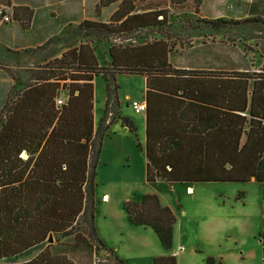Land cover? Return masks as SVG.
<instances>
[{"label":"trees","instance_id":"obj_1","mask_svg":"<svg viewBox=\"0 0 264 264\" xmlns=\"http://www.w3.org/2000/svg\"><path fill=\"white\" fill-rule=\"evenodd\" d=\"M191 1L194 21L179 16L172 22L174 9H183L189 0H99L97 17L117 3L107 21L84 19L65 34L23 51L37 53L62 42L68 48L60 56H43L42 67L26 74L0 65L21 84L19 90L8 92L0 109V259H15L56 234V238H73L76 248L91 253H96L94 247L102 248L112 255L114 264H126L116 250L103 243L95 224V179L102 144L111 125L120 120L147 158L148 182L161 178L188 186L261 183L259 240L264 264V62L256 71H211L177 68L170 61L177 46H193L204 29L219 31L261 19L204 17L200 13L203 0ZM3 2L11 4L0 0ZM32 17L33 10L27 6L13 8L12 18L23 29L30 28ZM91 35L120 40L109 42V66L100 64L89 42ZM132 36H139L141 42L122 43ZM118 74L146 79L144 146L134 122L113 107L119 105ZM97 76L105 82L107 98L96 122ZM61 94L65 103L58 106L56 99ZM110 111L112 117L108 118ZM123 207L129 222L150 226L167 252L154 257V264H177L170 253L176 223L173 210L154 193L126 200ZM214 262L210 257L206 264ZM21 264L75 263L66 255L51 256L47 246Z\"/></svg>","mask_w":264,"mask_h":264},{"label":"rangeland","instance_id":"obj_2","mask_svg":"<svg viewBox=\"0 0 264 264\" xmlns=\"http://www.w3.org/2000/svg\"><path fill=\"white\" fill-rule=\"evenodd\" d=\"M9 1L12 3L11 0ZM3 3H0V7L11 16L9 10L11 4ZM45 4L46 6L40 7L35 28L29 32L19 31L18 33L19 43L27 44L29 48L5 50L0 47V65L8 66L14 72L23 74L40 69L44 63L43 56H47V59L60 56L68 46L62 42H56L52 43L48 49L37 53L23 52L25 49H36L50 37L65 34V29L70 22L69 29L76 26L77 24L72 22L80 18L95 17V0H48ZM185 6L183 9H174L172 22L177 21L179 16L181 20L183 18L194 21L196 15L190 11L194 6L193 2L189 0ZM108 12L109 9H106L103 17H107ZM200 13L208 18L226 17L242 20L248 17H259L261 21L231 25L219 31L204 29L201 37L194 38L193 46H177L173 51L171 64L174 67L211 71H256L262 66L264 62V0H203ZM0 20L10 21H4L1 18ZM7 34V28L0 26V35ZM132 37V40L125 39L122 43L141 42L139 36ZM79 40L85 41V38L80 37ZM119 41L115 37L106 40L101 36H89V42L95 48L99 62L103 66L110 65V57L107 53L109 42ZM121 78L124 83L118 88L120 97L123 98L127 92L142 99L145 88L143 77L122 75ZM2 85L3 83H0V86ZM94 87V106L97 108L98 116H102L103 111L101 113L100 108L106 92L102 77H97ZM20 88L21 84L18 80L12 84L9 91L15 92ZM113 107L118 109L116 104ZM138 115V128L142 138L144 127L141 114ZM110 117H112V111L109 112L108 118ZM106 168L101 155L95 179L94 197L95 224L99 237L107 247L116 250L126 264H154L153 254L166 252L157 234L150 226L131 224L123 207L126 200H137L132 199L133 195L146 185L142 184L138 175H135L136 179L125 178L124 169L120 167L110 179L107 177ZM153 186L154 194H159L160 199L171 202L176 211H178L177 205L181 204L186 211V214L180 217L181 220H185L182 228L180 229L181 223L177 218L175 223V230H179L178 238L184 244V247L179 250L177 264H206L210 257L214 258V264H262V245L259 240L262 228L261 183L256 181L201 182L192 185L195 191L192 186L175 184L176 192L168 182H156ZM105 193L109 194V199L108 197L106 199ZM177 194L180 203H176ZM142 195L138 197L141 198ZM83 234L90 236L88 230H83ZM56 237V234L52 235V242ZM67 241H73V238L69 237ZM54 247L55 250H59L57 246ZM92 250L96 252V258L93 260L95 264L97 262L114 264L112 255L104 249L94 247ZM85 251L86 249H82L81 246L74 248L72 249L73 257L81 263ZM87 253H91L90 250L85 252L89 256ZM162 255L164 254L161 253L158 256Z\"/></svg>","mask_w":264,"mask_h":264},{"label":"crops","instance_id":"obj_3","mask_svg":"<svg viewBox=\"0 0 264 264\" xmlns=\"http://www.w3.org/2000/svg\"><path fill=\"white\" fill-rule=\"evenodd\" d=\"M46 1H48V0H11L12 3H11V7L9 9L10 13H11V20L9 22H3L0 20V26H5L8 30V34L6 36L0 35V47H2V49L19 50V49L29 48V47H27L28 46L27 44L19 43L18 33H19V31L29 32L30 30H33L35 28L36 24L38 23V18H39L38 16H39L40 7L46 6V4H45ZM98 1L99 0H95L94 6L96 5V3ZM14 6H27L33 10L32 22H31V26L29 29H23L20 26V24L12 18ZM116 8H117V3L112 4L111 6L104 8L102 11V14L99 17H97L95 15L94 18H88V19H96L97 18L98 20H101V21H107L109 16L112 14V12ZM106 9H109L108 15H107V17H103L104 11ZM94 11H95V8H94ZM84 19H86V18H80V19H78L72 23L78 24L79 22H81ZM70 23L65 30H67L69 28ZM171 55H170V61H171ZM122 75L143 77L141 75H135V74H118L116 76L118 88L122 86V83H124V81L121 78ZM97 77H99V76H97ZM97 77H95L94 82H96ZM143 80H144L143 82H145V88H144L143 97H141L142 99H139V98L135 97L132 93L130 94L127 92L124 94L123 98H121L120 94H119L120 92L118 90L119 105H117L119 114L121 116L129 117L134 122V124L136 125L137 137H138V140L142 146H144L145 140H146V114L136 112L132 107V102L135 100L140 101V102H146L145 101V91H146V79H145V77H143ZM14 82H17V81L14 80L6 71H4L3 69L0 68V83H3V85L0 86V109L2 108V106L5 102V99L7 97L8 91ZM106 97H107V95L105 92V95L103 97V104H102V107L100 108L101 113H102L103 108H104L103 105L105 104ZM96 109H97L96 106H94V117H95V121L97 122L98 119H100L102 116H98V112ZM138 114H141L143 127H144V132H143L142 138L140 136V132H139V128H138V125H139V122H138L139 121V118H138L139 115ZM116 124H118V126ZM101 155H102V160L104 161V165L107 166V168H106L107 177H109L111 179L114 176V174H116L118 167H120V168L124 169L123 175L125 176V178L136 179L137 177H135V175H138L139 176L138 179H140V181H142L143 185H146L141 190H139L137 193H135L133 195L132 199L138 200V198H140L138 196H140L144 193H147V192L155 193L153 184L156 182H158V183L159 182H167L166 180L161 179V178L157 179L154 182L146 181L147 158H146L144 152H141L140 150H138V148L136 146V139H135V136L133 135V133H131L126 126H123L121 124L120 120L114 122L111 125L110 130L108 131V135L103 140ZM125 178H123V179H125ZM194 184H196V183H194ZM171 185L173 186V189L176 192V187H174L175 184H171ZM192 185L193 184H190V186H188V185H186V186L191 187ZM193 191H195L194 187H193ZM157 195L159 196V194H157ZM104 196L106 197V199H107V197L109 199L108 193H105ZM176 197H177L176 203H180V198H179L178 194L176 195ZM159 198H160V196H159ZM160 200H161L162 204L169 206L173 210V212L176 215L177 220H179V222L181 223V225H180V229H181L183 222H185V220H181L180 217H183V215L186 214V211L183 208V206L181 204H178L177 205L178 211H176L175 206L171 202H169V201L164 202L162 199H160ZM175 226L176 225H174V232H173L174 233L173 247H172V250L170 251V253L173 254L177 259V257L179 258V253H180L179 250H181L184 247V244L181 242V239L178 238L179 230L176 231ZM68 239H69V237L55 238L54 242L47 240V242L42 244L41 247L36 246V247L30 248V249L26 250L25 252H23L21 255L17 256L15 259H5V258L0 259V264H14V263L21 264V263L29 262L32 259H34L39 254V252H41L47 246L50 249L51 256L66 255L68 257V259L73 261L75 264H95V261H93V260H95V258H96L95 257L96 253H93V254L87 253V254H89V256H87L85 254V252H88L87 249L85 252H83L84 253L82 256L83 261L81 263L78 262L73 257V254H72V249L74 250V248H76V246L74 245L75 243L73 241H67ZM54 246H57V248L59 250H55ZM161 253L165 254L166 252L163 251V252L155 253V254H153V257L158 256Z\"/></svg>","mask_w":264,"mask_h":264},{"label":"built area","instance_id":"obj_4","mask_svg":"<svg viewBox=\"0 0 264 264\" xmlns=\"http://www.w3.org/2000/svg\"><path fill=\"white\" fill-rule=\"evenodd\" d=\"M0 17H1V19L4 20V21L11 20V19H10L11 16L8 15V14H6V13L4 12V10H3L2 7H0ZM64 103H65V99H64V97H63L62 95H60V97H58V98L56 99V104H57L58 106H61V105L64 104ZM132 107H133V109H134L136 112H138V113H144V111H145V109H146V104H145V102H140V101L135 100V101L132 102Z\"/></svg>","mask_w":264,"mask_h":264},{"label":"water","instance_id":"obj_5","mask_svg":"<svg viewBox=\"0 0 264 264\" xmlns=\"http://www.w3.org/2000/svg\"><path fill=\"white\" fill-rule=\"evenodd\" d=\"M27 155L26 154H24V157H26ZM50 241H52L53 239H52V235H50Z\"/></svg>","mask_w":264,"mask_h":264}]
</instances>
